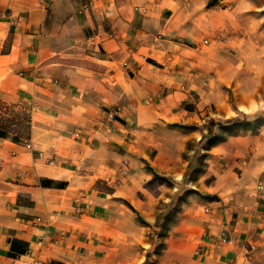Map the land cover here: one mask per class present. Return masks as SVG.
Wrapping results in <instances>:
<instances>
[{"label":"crops","instance_id":"0c3cea01","mask_svg":"<svg viewBox=\"0 0 264 264\" xmlns=\"http://www.w3.org/2000/svg\"><path fill=\"white\" fill-rule=\"evenodd\" d=\"M262 112L264 0H0V264H264V123L206 150L212 198L161 252L147 235L208 120Z\"/></svg>","mask_w":264,"mask_h":264},{"label":"rangeland","instance_id":"374dc122","mask_svg":"<svg viewBox=\"0 0 264 264\" xmlns=\"http://www.w3.org/2000/svg\"><path fill=\"white\" fill-rule=\"evenodd\" d=\"M8 111L11 116L18 118L19 122L15 126L11 125V127L18 132L27 133V127L24 122L27 115L14 108L9 109ZM239 118L243 121L247 120L246 123L249 122L250 125H248V127L251 129L254 127V123L264 122V112H262L259 116L255 114L248 116L240 115ZM196 145V142L189 141V149L184 151L185 158L190 161L187 165L183 178L173 181L165 177L166 182L163 183L164 186L171 188L176 187V189L170 193L168 199H160L157 203L158 209L160 210L158 215L160 216L159 222L161 226L158 225L157 228H151L147 234L150 239L154 240V253H156V251L161 252L164 246V238L168 236L170 230H172L174 226L176 211L180 209L181 206L188 204L190 196H193L192 198H196L197 200L203 198L206 195L204 183L208 184L212 181V177H208L206 180H201L202 175L206 171V163L204 161L203 152L196 147ZM190 149H195V151H191ZM201 183L203 184L201 185ZM157 186L158 185L154 186L155 190L158 188ZM164 233L166 234L165 237L162 236Z\"/></svg>","mask_w":264,"mask_h":264},{"label":"trees","instance_id":"16d2710c","mask_svg":"<svg viewBox=\"0 0 264 264\" xmlns=\"http://www.w3.org/2000/svg\"><path fill=\"white\" fill-rule=\"evenodd\" d=\"M255 115L259 116V114H255ZM227 121L230 122L231 124L228 127L227 126L226 127H221L217 131H214V129H213L214 126L216 125V122L213 119H210L208 121V124H207L208 142H207L205 150L202 151L203 152V156H204V160H205V158L207 156L206 150L209 149L213 143L226 139L227 135L231 134L235 129H239V128L244 129V130L250 129L248 127V125H250L249 122L246 123L247 120L243 121L240 118L234 117V118L228 119ZM261 123H264V122H256V123H254V127L258 126ZM254 127H252L251 130ZM187 149H189L188 144H187ZM155 177H157L156 174H155ZM158 180L161 181V183H165L166 182V179L164 177H159ZM204 197L205 198L206 197L207 198H212L211 196H209L207 194ZM180 209H181V207H180ZM180 209H178L176 211V215L180 211ZM159 219H160V216L158 215L157 219H156V222H155V225L157 227H158V225L161 226V224L159 222ZM140 222H143V220L140 219ZM165 235H166L165 233L162 234L163 237H165ZM156 253H159V251H156ZM143 264H146V262H144Z\"/></svg>","mask_w":264,"mask_h":264},{"label":"built area","instance_id":"2783aa9c","mask_svg":"<svg viewBox=\"0 0 264 264\" xmlns=\"http://www.w3.org/2000/svg\"><path fill=\"white\" fill-rule=\"evenodd\" d=\"M87 8H88V4L87 3H82L81 5H79L78 10L79 11H82V10H86ZM88 41H89L90 44L93 45L95 43V36L94 35L89 36ZM117 112H118V109L117 108H112V109H106V110H104V119L106 121H109V122L114 121L116 119ZM26 146L28 148H30L31 147V142H26ZM123 172L124 173H127V170L124 169ZM39 220H40V218L37 217L36 218V221H39ZM220 239L223 242H227V243H230V244L233 243L232 239L230 237H228V233L226 231H222L221 232ZM37 243L39 245H42L43 244V238L39 239L37 241ZM251 247H253V245H251ZM202 249H203V247L201 246L200 248H198V249L195 250V253L196 254H199ZM32 264H48V262H45V261H43L40 258H34L33 261H32Z\"/></svg>","mask_w":264,"mask_h":264}]
</instances>
